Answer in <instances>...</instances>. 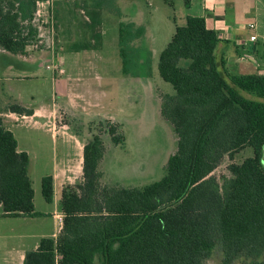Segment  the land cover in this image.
I'll list each match as a JSON object with an SVG mask.
<instances>
[{
	"label": "trees",
	"instance_id": "16d2710c",
	"mask_svg": "<svg viewBox=\"0 0 264 264\" xmlns=\"http://www.w3.org/2000/svg\"><path fill=\"white\" fill-rule=\"evenodd\" d=\"M44 1L0 0V51L23 56L38 43L32 20ZM67 9L82 14L89 33L71 50L100 49L103 1L69 0ZM128 27L119 25L125 74ZM220 42L204 18L186 17L159 56L158 74L174 90L161 97L160 115L177 140L164 177L140 188L101 184L105 138L94 133L82 148L81 182L61 191L58 233L41 238L22 264H204L215 251L221 264H264V69L229 74L225 60L217 58ZM3 113L24 117L33 111L14 100L0 110V216H41L34 210L29 156L17 150ZM98 121L112 145L124 147L121 125ZM246 148L253 156L232 162ZM225 157L229 176L219 181L213 172ZM41 194L52 203L51 176L42 178Z\"/></svg>",
	"mask_w": 264,
	"mask_h": 264
},
{
	"label": "rangeland",
	"instance_id": "374dc122",
	"mask_svg": "<svg viewBox=\"0 0 264 264\" xmlns=\"http://www.w3.org/2000/svg\"><path fill=\"white\" fill-rule=\"evenodd\" d=\"M100 1H103L105 9L102 12L105 22L100 49L89 50L78 57L72 52L58 50L57 61H48L42 68L35 66V69L31 63L21 64L9 53L0 54V73L6 69L20 72L23 67L35 71V102L30 99L34 84L23 85L16 80L14 73L4 74L3 85L0 83V110L13 101L10 98L13 95L9 91L11 87L25 103H35V107L46 109L54 105L56 115L53 123L68 127L67 132L72 136L62 147L59 132L56 134L58 139L53 140L52 132L46 127L37 130L28 121H10L9 128L15 133L19 148L29 153L28 175L34 191V210L42 215L34 218L0 216V264H20L21 251L25 254L34 250L41 238L58 233L61 227L58 217L62 213L56 201L61 196V185L73 186L81 182L82 149L76 142L84 145L94 133L101 134L105 138L106 149L99 166L103 174L101 184L123 188H140L160 181L165 175L168 159L177 149L173 128L160 115L161 97L173 95L174 90L160 78L157 66L175 26L184 25L182 2L174 0L171 5V1L164 0H150L148 3L137 0ZM47 13L46 8L41 9L33 23L38 28L39 41L28 47L27 52H32L35 58L45 54L43 50H47L49 42L51 44L57 39L56 32H51V26L56 22L53 18L45 19ZM80 16L83 17L82 14ZM120 24L129 26L123 47L129 58L126 74L122 71L119 53ZM260 49L263 53L264 45ZM86 59L93 64L89 67L80 64ZM60 69L64 73L58 75ZM263 69L264 66L254 73L262 74ZM55 77L59 84L62 79L66 81L64 96L54 95ZM98 120L121 125L124 147L112 145L103 128L99 127ZM39 124L50 125L47 120H40ZM91 124L96 129L94 132L90 131ZM252 156V149L246 148L236 154L232 162L240 163ZM62 163L67 170V179L65 184L59 179L54 201L47 203L41 194V180L51 176L53 169L60 168ZM230 163L225 157L213 172L219 181L229 176L227 166ZM204 264H221L220 252L215 251Z\"/></svg>",
	"mask_w": 264,
	"mask_h": 264
},
{
	"label": "crops",
	"instance_id": "0c3cea01",
	"mask_svg": "<svg viewBox=\"0 0 264 264\" xmlns=\"http://www.w3.org/2000/svg\"><path fill=\"white\" fill-rule=\"evenodd\" d=\"M69 0H46L44 2L37 3V11L33 14L32 23L35 22V17L38 16V13L41 9H47V17L45 19L51 20L54 15H56V20H53L57 24V29L54 42L51 41V44L47 45V50H43L45 54L40 57L35 58V55H32V52H27L23 56H13L21 64L28 63L37 68H42L44 63L48 61L58 60L57 51H66L72 52L75 57H78L79 54L87 53L88 51L74 52L71 50L70 46L72 44L84 42L89 37L87 28L85 27V22L83 17L77 13V15H70L67 9V2ZM133 1V0H129ZM176 1V0H175ZM182 2V12L181 19L185 23L186 17H201L204 18L207 29L213 30L217 33L221 42L218 45L216 50L217 58H223L226 62V70L231 75H241V74H253L254 70L260 69L263 64L261 62V49L260 47L264 45V0H180ZM116 4V3H115ZM114 5V3H113ZM115 7V6H114ZM53 8V11H52ZM105 10V9H104ZM105 18L103 17V24ZM102 24V26H103ZM250 25H254V29H249ZM48 30V26L46 27ZM103 30V27H102ZM49 32V31H47ZM251 35L256 36V41L249 43L248 39ZM6 53L0 51V54ZM86 55V54H85ZM78 59V58H77ZM76 59V60H77ZM56 60V61H57ZM83 64L85 67H89L93 63L90 60L86 59ZM76 65V62H75ZM31 66V68H32ZM32 68V69H33ZM58 68H61L60 66ZM7 72L14 73L16 80L23 85L25 84H34L32 88L30 99L32 102H35V71L31 72L26 67H23L20 72H15L12 69H6L3 73H0V83L3 85L4 74ZM64 73V71H63ZM58 74V73H57ZM61 75V74H58ZM60 79V78H59ZM58 86V89L55 86ZM54 95L55 96H64L66 94L67 84L63 79L59 81L57 78H54ZM5 90V87H4ZM9 91L13 93L10 97L11 100L16 101L23 107L31 109L33 114L31 116L18 117L11 113H3V123L7 129L13 133L16 138L15 133L12 129L9 128L11 122L16 123L17 121H28L32 123L33 129H43L47 128L52 132L53 140H57V133H60L59 140L61 146L72 139V136L68 134V127L66 126H57L53 123L52 119L56 115L55 106L53 105L51 109H46L42 106L35 107V103L28 104L21 100L19 93L16 94L11 87ZM4 93V92H3ZM14 96V97H13ZM56 97H54L55 99ZM53 99V100H54ZM56 100V99H55ZM54 102V101H53ZM40 120H47L49 124H39ZM9 121V122H8ZM11 121V122H10ZM17 140V138H16ZM79 145V148H83V144L76 142ZM17 150L19 152H26L29 156V153L26 150L19 148L17 140ZM64 163L60 168H54L52 171L53 179V189L54 196L59 187L58 181L63 180L64 184L67 179V170L63 167ZM62 189H63V185ZM59 200V201H58ZM58 207H60V199H58ZM54 201V199H53ZM1 207V206H0ZM61 210V209H60ZM46 214V213H44ZM59 230V229H58ZM57 234V233H56ZM56 234H52L51 237H55ZM35 249V247H34ZM24 257V251L19 253L18 262L22 264ZM17 261V259H16ZM17 262V263H18Z\"/></svg>",
	"mask_w": 264,
	"mask_h": 264
},
{
	"label": "built area",
	"instance_id": "2783aa9c",
	"mask_svg": "<svg viewBox=\"0 0 264 264\" xmlns=\"http://www.w3.org/2000/svg\"><path fill=\"white\" fill-rule=\"evenodd\" d=\"M249 29H254V25H250L249 26ZM51 32H54V29H53V26H51ZM256 41V36L255 35H251L248 39V42L246 43V46H248L249 43H253ZM47 69H50L49 66L46 67ZM59 74H63V70L60 69L59 70ZM60 220H61V223H62V216L58 217Z\"/></svg>",
	"mask_w": 264,
	"mask_h": 264
},
{
	"label": "water",
	"instance_id": "95a60500",
	"mask_svg": "<svg viewBox=\"0 0 264 264\" xmlns=\"http://www.w3.org/2000/svg\"><path fill=\"white\" fill-rule=\"evenodd\" d=\"M262 162L264 164V147H263V154H262Z\"/></svg>",
	"mask_w": 264,
	"mask_h": 264
}]
</instances>
